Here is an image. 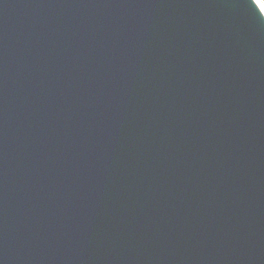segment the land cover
<instances>
[{"label":"water","instance_id":"obj_1","mask_svg":"<svg viewBox=\"0 0 264 264\" xmlns=\"http://www.w3.org/2000/svg\"><path fill=\"white\" fill-rule=\"evenodd\" d=\"M0 264H264L257 0H0Z\"/></svg>","mask_w":264,"mask_h":264},{"label":"bare ground","instance_id":"obj_2","mask_svg":"<svg viewBox=\"0 0 264 264\" xmlns=\"http://www.w3.org/2000/svg\"><path fill=\"white\" fill-rule=\"evenodd\" d=\"M259 4L264 8V1L263 0H257Z\"/></svg>","mask_w":264,"mask_h":264},{"label":"rangeland","instance_id":"obj_3","mask_svg":"<svg viewBox=\"0 0 264 264\" xmlns=\"http://www.w3.org/2000/svg\"><path fill=\"white\" fill-rule=\"evenodd\" d=\"M264 1V0H263Z\"/></svg>","mask_w":264,"mask_h":264}]
</instances>
